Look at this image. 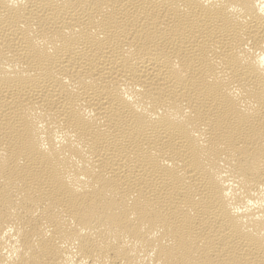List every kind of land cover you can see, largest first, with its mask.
Masks as SVG:
<instances>
[{
    "label": "bare ground",
    "instance_id": "bare-ground-1",
    "mask_svg": "<svg viewBox=\"0 0 264 264\" xmlns=\"http://www.w3.org/2000/svg\"><path fill=\"white\" fill-rule=\"evenodd\" d=\"M0 264H264V0H0Z\"/></svg>",
    "mask_w": 264,
    "mask_h": 264
}]
</instances>
